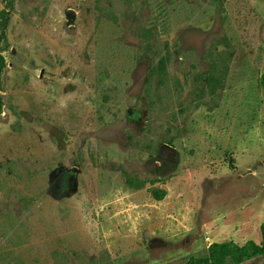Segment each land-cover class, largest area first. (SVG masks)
<instances>
[{
    "label": "rangeland",
    "instance_id": "1",
    "mask_svg": "<svg viewBox=\"0 0 264 264\" xmlns=\"http://www.w3.org/2000/svg\"><path fill=\"white\" fill-rule=\"evenodd\" d=\"M263 73L264 0H0V264L261 243Z\"/></svg>",
    "mask_w": 264,
    "mask_h": 264
},
{
    "label": "trees",
    "instance_id": "2",
    "mask_svg": "<svg viewBox=\"0 0 264 264\" xmlns=\"http://www.w3.org/2000/svg\"><path fill=\"white\" fill-rule=\"evenodd\" d=\"M2 18V30L5 32L9 20V13L3 11ZM260 83L264 89V73L260 77ZM150 191L156 200H162L167 195L165 189H150ZM261 232V243H256L252 240L243 245H239L233 241L214 242L209 247V257L196 260L194 264H226L227 258H231L234 264H242L246 259L264 255V223L261 224Z\"/></svg>",
    "mask_w": 264,
    "mask_h": 264
}]
</instances>
